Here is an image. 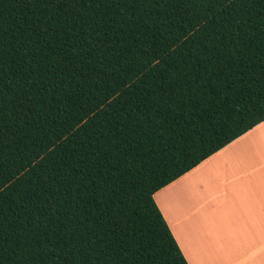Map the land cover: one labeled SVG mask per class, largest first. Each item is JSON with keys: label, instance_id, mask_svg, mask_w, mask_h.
<instances>
[{"label": "trees", "instance_id": "trees-1", "mask_svg": "<svg viewBox=\"0 0 264 264\" xmlns=\"http://www.w3.org/2000/svg\"><path fill=\"white\" fill-rule=\"evenodd\" d=\"M264 120V0H0V264H189L154 193Z\"/></svg>", "mask_w": 264, "mask_h": 264}, {"label": "crops", "instance_id": "crops-1", "mask_svg": "<svg viewBox=\"0 0 264 264\" xmlns=\"http://www.w3.org/2000/svg\"><path fill=\"white\" fill-rule=\"evenodd\" d=\"M153 196L189 264H264V120Z\"/></svg>", "mask_w": 264, "mask_h": 264}, {"label": "rangeland", "instance_id": "rangeland-1", "mask_svg": "<svg viewBox=\"0 0 264 264\" xmlns=\"http://www.w3.org/2000/svg\"><path fill=\"white\" fill-rule=\"evenodd\" d=\"M170 214L172 215V210H171V212H170ZM172 217V216H171ZM224 245V244H223ZM222 248H223V246H222ZM193 250H194V248H193ZM223 251V250H222Z\"/></svg>", "mask_w": 264, "mask_h": 264}]
</instances>
